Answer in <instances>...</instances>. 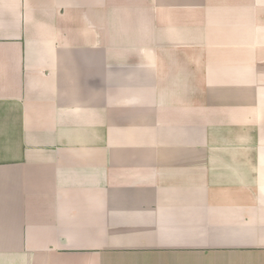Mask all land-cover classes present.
Returning a JSON list of instances; mask_svg holds the SVG:
<instances>
[{
	"label": "crops",
	"instance_id": "obj_1",
	"mask_svg": "<svg viewBox=\"0 0 264 264\" xmlns=\"http://www.w3.org/2000/svg\"><path fill=\"white\" fill-rule=\"evenodd\" d=\"M0 264H264V0H0Z\"/></svg>",
	"mask_w": 264,
	"mask_h": 264
}]
</instances>
